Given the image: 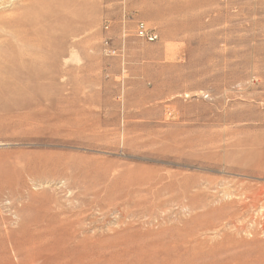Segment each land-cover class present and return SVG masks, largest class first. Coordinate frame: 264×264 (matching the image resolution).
Listing matches in <instances>:
<instances>
[{
  "label": "rangeland",
  "instance_id": "374dc122",
  "mask_svg": "<svg viewBox=\"0 0 264 264\" xmlns=\"http://www.w3.org/2000/svg\"><path fill=\"white\" fill-rule=\"evenodd\" d=\"M0 49V229L64 211L83 264H264L262 209L229 214L264 185V0H0Z\"/></svg>",
  "mask_w": 264,
  "mask_h": 264
},
{
  "label": "bare ground",
  "instance_id": "6f19581e",
  "mask_svg": "<svg viewBox=\"0 0 264 264\" xmlns=\"http://www.w3.org/2000/svg\"><path fill=\"white\" fill-rule=\"evenodd\" d=\"M2 12V10H1ZM5 14V13H4ZM19 16V15H18ZM7 17V16H6ZM10 19H5L3 21H5V27L8 28V26H6L9 22ZM18 22L20 23L19 20H17V16L16 18H11L10 20V26H17ZM23 22V21H22ZM4 24V23H3ZM22 25V24H21ZM13 28V27H11ZM17 32V31H16ZM18 34V33H17ZM15 36V35H14ZM18 40V39H16ZM8 42V41H7ZM1 50V49H0ZM3 54L5 53L4 50ZM0 51V54H2V52ZM0 55V56H1ZM5 55V54H4ZM3 55V56H4ZM31 57V55L29 56ZM38 57V56H37ZM3 58V57H2ZM2 58H0V61L2 60ZM5 58V57H4ZM32 58V57H31ZM34 58V57H33ZM5 60V59H4ZM7 60V59H6ZM30 60V59H29ZM3 61V60H2ZM32 61V59H31ZM34 62L36 60H33ZM24 62V61H23ZM25 63V62H24ZM2 67L4 65H1ZM1 67V68H2ZM0 68V70H1ZM6 67L4 66L3 69H5ZM3 74V73H1ZM0 74V75H1ZM4 75H2L1 77H3ZM18 85V84H17ZM4 86V85H3ZM19 86V85H18ZM19 88V87H17ZM6 88H3L2 85L0 87V91L4 90ZM7 91V90H5ZM5 94V93H4ZM10 96L9 92L6 93L5 96H3L1 98V100H7L8 97ZM1 97V96H0ZM25 117V116H24ZM262 156V155H261ZM255 161V160H254ZM264 161V160H263ZM262 161V162H263ZM258 163V162H257ZM259 164V163H258ZM249 165V164H248ZM251 165V164H250ZM262 167V164L261 166ZM257 168V167H256ZM255 168V169H256ZM264 168V167H262ZM254 169V170H255ZM252 171V170H251ZM261 172V170H259ZM248 173V172H247ZM126 179V178H125ZM137 180V178H136ZM122 182V181H121ZM263 183V182H262ZM114 184V182H113ZM116 184V183H115ZM119 184V183H118ZM116 184V185H118ZM115 185V186H116ZM6 185L1 184L0 183V192L4 189ZM115 186L113 189H115ZM245 186V185H244ZM8 187V186H7ZM97 190L93 189L91 191H93V195H94V190L95 193L98 192V187H96ZM101 188V187H100ZM104 188V187H103ZM108 188V186H107ZM110 189V188H108ZM105 190V188H104ZM101 191V192H104ZM241 191L238 192L239 194L241 193V195H244L245 200H241L240 202H236L234 200H231L229 202V207H233L239 206L238 208L241 209V211L239 212L237 210V208L235 207V209L237 211L233 212V210L229 213L230 216L233 218H235L236 216L239 218H243L245 217V213H247V215L249 214L248 212L251 213V211H256L258 209H262L261 210V217H262V226L264 228V185L261 186H256V187H243L242 189H240ZM110 191V190H108ZM114 191V190H111ZM102 194V193H99ZM105 194V192H104ZM103 194V195H104ZM107 194V193H106ZM112 194V193H110ZM96 198H97V193L95 194ZM94 195V196H95ZM102 195V197H103ZM114 195V194H112ZM101 195H99L98 197H100ZM105 196V195H104ZM109 196V195H108ZM115 196V195H114ZM111 197V196H109ZM104 198V197H103ZM100 198L97 199V201ZM112 199V198H110ZM108 198V200H110ZM96 200V199H95ZM107 200V199H106ZM112 201V200H110ZM106 202L105 199L103 200H99L98 202H96L97 206H100V203H104ZM227 207V206H226ZM228 207V208H229ZM222 209V208H221ZM227 209V208H226ZM99 210H103V208H100ZM217 210V209H216ZM104 211V210H103ZM219 211V210H218ZM217 211V212H218ZM222 210H220L221 212ZM260 211V210H259ZM102 212V211H101ZM229 212V211H228ZM51 213V212H50ZM68 214V213H67ZM71 214V213H70ZM82 214V212H81ZM48 215V214H47ZM43 216L45 219H43L46 224L45 226L42 227V225L45 223H42V221L40 222V228H36L33 231H30L29 229L24 231L25 228L21 225V227L19 229H11V228H4V229H0V264H33L36 261L42 260L44 264H83L84 259H86L87 256V251L84 248L83 245V241L81 239H77L76 238V231L78 229V223L80 222V218L78 219V221H74V215L73 217H67L64 216L66 215V213L64 211H57V212H53L52 214H50V216ZM79 215V214H78ZM217 215V214H215ZM219 215V214H218ZM223 215V214H222ZM81 215H79L80 217ZM225 216V215H224ZM229 216V215H228ZM234 216V217H233ZM220 217V216H219ZM222 218V217H221ZM230 218V217H229ZM238 218V219H239ZM249 218V217H248ZM34 219V218H33ZM237 219V218H236ZM245 219V218H244ZM36 221H38L37 219H35ZM240 220V219H239ZM35 221V222H36ZM230 221V219H229ZM238 221V220H236ZM235 221V222H236ZM258 221V220H257ZM260 221V220H259ZM7 221L0 216V225H5ZM231 223L233 221H230ZM256 222V221H255ZM30 223V222H28ZM234 223V222H233ZM243 223V222H242ZM254 224V222H252ZM260 223V225H261ZM27 224V223H26ZM38 224V223H36ZM239 224L238 222L236 223V225ZM39 225V224H38ZM235 225V226H236ZM255 225V224H254ZM259 225V223H258ZM8 226V225H7ZM25 226V225H24ZM28 226V224H27ZM36 226V225H35ZM239 226V225H238ZM237 226V227H238ZM241 226V225H240ZM244 226V225H243ZM23 227V228H22ZM26 227V226H25ZM32 227V226H31ZM34 227V226H33ZM39 227V226H38ZM133 227L131 224H128L124 227L122 232H118L115 233L113 235V239L114 242H118L122 243V241H124L123 243H125V241H128L133 235H136V237H138V233L134 232V230H130V228ZM30 228V225H29ZM261 228V226H260ZM237 229V228H236ZM243 229V228H242ZM258 229V228H257ZM23 230V231H22ZM249 230V229H248ZM253 230V229H252ZM260 230V229H259ZM262 230V229H261ZM264 230V229H263ZM247 231V230H246ZM249 232V231H248ZM263 232V231H262ZM252 234V233H250ZM121 236V239H120ZM135 240V237L132 238ZM131 239V241H132ZM138 240V239H137ZM249 241V240H248ZM135 242V241H134ZM240 242V241H239ZM245 242V240H244ZM253 242V241H252ZM263 242V240H262ZM261 243V241H260ZM136 244V243H135ZM253 244V243H252ZM258 244V243H257ZM264 244V243H263ZM262 244V245H263ZM144 245V244H143ZM239 245V244H238ZM250 245V244H248ZM260 245V244H259ZM241 246V245H240ZM244 246V245H243ZM236 247V246H235ZM261 247V246H260ZM251 248V247H250ZM254 248V245H253ZM230 249V248H229ZM244 249V248H243ZM243 249H241L243 251ZM247 249V248H246ZM216 250V249H215ZM132 251V250H131ZM237 251L239 252L240 250L237 248ZM251 251V250H250ZM255 251V250H253ZM252 251V252H253ZM230 252V251H229ZM246 252V251H245ZM259 252V251H258ZM257 252V253H258ZM264 252V251H263ZM199 253V252H198ZM231 253V252H230ZM240 253V252H239ZM235 254V253H234ZM260 254V253H259ZM258 254V255H259ZM207 255V254H206ZM255 255V254H254ZM263 255V254H262ZM125 256V255H124ZM230 256V255H229ZM240 256V255H239ZM264 256V255H263ZM114 258H112L109 262L106 263H101V264H121L119 263V261H122V256L120 257V254H115L113 256ZM127 257V256H126ZM125 257V259H126ZM129 257V256H128ZM232 257V256H231ZM247 257V256H246ZM205 258V257H204ZM210 258V257H209ZM263 258V257H262ZM150 259V258H149ZM231 259V258H229ZM233 259V258H232ZM241 259V257H240ZM261 259V258H260ZM128 260V258H127ZM151 260V259H150ZM210 260V259H208ZM223 260V259H222ZM238 260V259H237ZM165 261V260H164ZM181 261V260H180ZM217 261V260H216ZM245 261H247L245 259ZM124 262V261H122ZM213 262V261H212ZM250 262V261H248ZM264 262V261H263ZM263 262H259V263H263ZM37 263V262H36ZM243 263V262H242ZM246 263V262H245ZM258 263V262H255ZM124 264V263H123ZM129 264V263H128ZM130 264H134V263H130ZM138 264H147L144 262L139 261ZM180 264V263H179ZM202 264V262H201ZM215 264V263H214ZM237 264V263H236ZM240 264V263H239ZM244 264V263H243Z\"/></svg>",
  "mask_w": 264,
  "mask_h": 264
},
{
  "label": "built area",
  "instance_id": "2783aa9c",
  "mask_svg": "<svg viewBox=\"0 0 264 264\" xmlns=\"http://www.w3.org/2000/svg\"><path fill=\"white\" fill-rule=\"evenodd\" d=\"M136 36L148 42H154L158 38L154 29L149 28L144 22H138L136 25Z\"/></svg>",
  "mask_w": 264,
  "mask_h": 264
}]
</instances>
